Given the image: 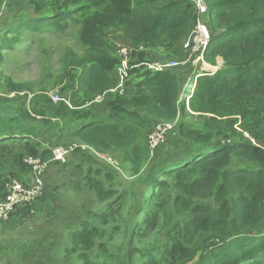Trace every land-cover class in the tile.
<instances>
[{
	"label": "trees",
	"instance_id": "16d2710c",
	"mask_svg": "<svg viewBox=\"0 0 264 264\" xmlns=\"http://www.w3.org/2000/svg\"><path fill=\"white\" fill-rule=\"evenodd\" d=\"M16 1L21 8L15 21L0 28V73L7 52L30 35L70 36L77 48L67 55L69 84H58L61 100L40 90L26 105L20 94L0 89V198L10 180L29 184L26 160L40 157L48 161L46 175L52 170L46 186L60 176L85 202L61 219L59 234L53 229V236L15 247L14 260L264 264V0H205L206 12L194 0ZM199 22L212 39L198 64L189 60L160 72L131 67L124 92L109 91L118 84L121 58L108 29H122L136 48H164L171 61L197 55L183 43ZM43 52L50 63L51 47ZM204 62L216 70L201 71ZM18 84L9 90L27 88ZM188 116L199 122H188ZM177 117L178 128L155 149L162 161L152 163L151 175L141 173L134 186L117 188L112 171L86 158L85 146L93 147L138 174L154 151L146 129ZM60 146L71 148L73 159L54 160ZM136 181L141 187L135 188ZM53 201L46 187L9 219L21 223L45 206L54 213L59 207Z\"/></svg>",
	"mask_w": 264,
	"mask_h": 264
},
{
	"label": "rangeland",
	"instance_id": "374dc122",
	"mask_svg": "<svg viewBox=\"0 0 264 264\" xmlns=\"http://www.w3.org/2000/svg\"><path fill=\"white\" fill-rule=\"evenodd\" d=\"M22 1L23 0H21V2ZM194 1L196 4L199 2V0ZM9 4L13 6V8L7 9L6 7ZM20 8L21 5L19 1L5 0L2 2L0 7V28H3L9 23L15 21L16 12H19ZM107 32L116 36L119 45L126 44L130 47L132 62L137 63L139 59L150 63H165L170 61L168 58V52L164 48L154 47L156 49H151L145 45H140V47L136 48L131 45V40L125 36L122 29H108ZM32 36L33 35H30L29 38L24 40L22 44L16 45L14 49L7 52L6 58L2 62V69L0 73V79L2 80L0 85L1 91L11 95L20 94L24 97L26 105H29L30 100L35 94L34 92L45 90L53 98V95L59 92L58 89H60V85L58 84L61 80L63 83L69 84L66 76L69 69L66 66L70 65V61L67 60V55L69 54L72 56L74 48H77L75 39L70 36L65 35L58 37L49 35L44 37L42 40H37L36 35ZM110 37L115 39L113 35ZM188 39H190L191 43L196 46L194 49L197 52V55L192 57V54L189 53L187 56L177 59L182 63L180 66H187L189 60H191L192 64L196 65L203 57L201 51L203 50V46L206 44V40L201 35L200 29L192 28L185 41ZM43 47H51V52L53 54L50 56V63H47V55L43 52ZM199 57H201V59H199ZM180 66H178V68ZM201 69V71H205L214 70L215 68L209 63L204 62ZM9 78H12V81L6 83L5 80H8ZM18 82L26 84L27 88L23 91H10L9 88L17 87L19 85ZM189 82L190 81H188V83ZM79 92L82 93L83 90L80 88ZM186 120L191 123L199 122V118L197 116H188ZM179 122V117L173 120H160L155 122L153 127L146 129L148 141L151 134L158 126L165 123H174L178 128ZM172 139L173 138H169L168 142H171ZM61 146H69V143H65ZM84 149H86V158L93 161L94 165L99 164L103 168H106L114 173V182L116 187L119 189L134 186L133 182L141 173H147L150 176L152 163L162 161V151L154 150L151 157V163L146 164L141 172L136 174V172L132 169H123L110 154L97 152L93 147L88 146H85ZM68 156L69 155L67 154L66 162L73 159L72 155L69 156L70 158ZM59 170H61V167L55 168V171ZM51 172L52 170L49 168L48 174L46 175L47 171L44 174V188L47 187L49 194L54 198V206L59 207V209L52 213L49 208L45 206L42 211L36 210L35 213L26 217L21 223H18V219L0 220V248L4 251L0 254V264H22V261H16L12 256L15 252V247L23 242H27L28 240L38 239L40 236L46 234L53 236V229L56 234H59L62 230H64L65 226L64 223H61V219L65 216L67 217L71 215L73 210H77L85 202V198L83 196L80 198L74 196L75 194H73L72 187L67 186L60 176L55 178L50 186H46V178H48V175H50ZM141 185V181H136L135 188H139ZM0 195H2V193ZM60 240L62 243L59 251L62 252L66 246V237H63ZM51 247L52 245L50 243L48 250H51ZM48 250L45 253H48ZM48 264H51V262ZM61 264H70V262L68 263L64 261L63 256L61 258Z\"/></svg>",
	"mask_w": 264,
	"mask_h": 264
},
{
	"label": "built area",
	"instance_id": "2783aa9c",
	"mask_svg": "<svg viewBox=\"0 0 264 264\" xmlns=\"http://www.w3.org/2000/svg\"><path fill=\"white\" fill-rule=\"evenodd\" d=\"M195 2V1H194ZM196 3V2H195ZM197 8H199L202 12H206L207 5L205 0H199L196 4ZM194 29L199 28L201 35L205 38L206 44L203 46V50L207 48L211 35L210 32L203 22H199ZM196 46L192 45L191 40L188 39L184 41L183 48L184 49H192L195 51ZM202 50V51H203ZM195 53H197L195 51ZM117 54L121 58V63L117 69L118 74V84L110 89V92H120L123 93L125 90V83L128 77V71L132 67L131 66V49L128 45H119ZM201 59V57H199ZM203 60V57L202 59ZM200 62V61H199ZM182 63L178 60H171L165 63H144V66L147 69L153 71H163L166 69H172L180 66ZM184 99L185 96H182ZM53 99L55 101L60 100L59 93H55L53 95ZM103 96H98L97 101H101ZM188 101V98L185 99ZM175 127L174 123H165L160 125L153 131L149 138L150 146L152 150H155L159 147V145L164 142L168 133ZM71 148L65 147H55L53 150V159L60 161L62 163L66 162V155L70 154ZM26 162L31 167V180L29 184H25L24 182L14 179L6 182V195L4 198L0 199V220L9 219L10 215L14 212V210L23 205H32L38 199V197L42 194L44 190V181L43 177L48 167V161L42 160L40 157H28Z\"/></svg>",
	"mask_w": 264,
	"mask_h": 264
},
{
	"label": "clouds",
	"instance_id": "9594fccd",
	"mask_svg": "<svg viewBox=\"0 0 264 264\" xmlns=\"http://www.w3.org/2000/svg\"><path fill=\"white\" fill-rule=\"evenodd\" d=\"M211 39H212V37H211ZM211 39H210V41H211ZM210 43V42H209ZM120 45H126V44H120ZM209 45V44H208ZM118 47H119V44H118ZM208 47V46H207ZM117 50H118V48H117ZM118 55V54H117ZM119 56V55H118ZM121 62V61H120ZM132 62V61H131ZM144 63H146V62H142V63H140V64H132L131 63V66L132 67H139L140 65H143L144 66ZM214 70H216V69H214Z\"/></svg>",
	"mask_w": 264,
	"mask_h": 264
}]
</instances>
